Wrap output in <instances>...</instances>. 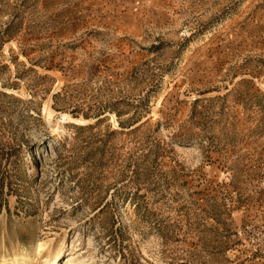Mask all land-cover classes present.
<instances>
[{
    "label": "rangeland",
    "instance_id": "374dc122",
    "mask_svg": "<svg viewBox=\"0 0 264 264\" xmlns=\"http://www.w3.org/2000/svg\"><path fill=\"white\" fill-rule=\"evenodd\" d=\"M58 258L264 264V0H0V264Z\"/></svg>",
    "mask_w": 264,
    "mask_h": 264
},
{
    "label": "bare ground",
    "instance_id": "6f19581e",
    "mask_svg": "<svg viewBox=\"0 0 264 264\" xmlns=\"http://www.w3.org/2000/svg\"><path fill=\"white\" fill-rule=\"evenodd\" d=\"M76 121V122H78V120L77 119H71V121ZM44 244H43V242L39 239L38 241H37V243H36V251H37V254H41L42 252H44ZM62 253H63V251H61L60 252V254H61V256H62ZM60 256V257H61ZM8 261L6 260V259H3L2 260V263L1 264H5V263H7ZM72 263V262H71ZM51 264H59V258L56 260V261H53V262H51Z\"/></svg>",
    "mask_w": 264,
    "mask_h": 264
}]
</instances>
